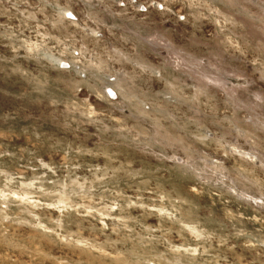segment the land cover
Returning <instances> with one entry per match:
<instances>
[{
  "label": "rangeland",
  "instance_id": "obj_1",
  "mask_svg": "<svg viewBox=\"0 0 264 264\" xmlns=\"http://www.w3.org/2000/svg\"><path fill=\"white\" fill-rule=\"evenodd\" d=\"M79 1L0 0V264H264V0Z\"/></svg>",
  "mask_w": 264,
  "mask_h": 264
},
{
  "label": "built area",
  "instance_id": "obj_2",
  "mask_svg": "<svg viewBox=\"0 0 264 264\" xmlns=\"http://www.w3.org/2000/svg\"><path fill=\"white\" fill-rule=\"evenodd\" d=\"M87 1L88 0H86L84 3L80 0L78 5H80V2H82L84 8H87L88 5L90 10L98 11L99 13H104L103 17L106 21H109V18H106V15L116 19L120 16L128 14L144 18L147 17L148 14L150 15L152 10H166V7L162 3H160L159 0H91L90 2H88V4ZM57 5L59 7L61 6V8H66L65 4L61 5L60 3H58ZM70 9L73 8H69V11H66L67 13H63V11L60 9V18L78 24L80 21V17L73 10ZM87 9H85L83 13L81 12V17L86 16L88 18L90 16L89 10ZM179 19L182 21H186V16L179 14ZM59 62L62 65V68L64 69H80L79 66H75V64H72V62L70 63L67 60L61 59ZM115 81L116 79H113L110 83V86H113ZM105 95L108 100L118 99L117 92L112 87L107 88V90L105 91Z\"/></svg>",
  "mask_w": 264,
  "mask_h": 264
}]
</instances>
